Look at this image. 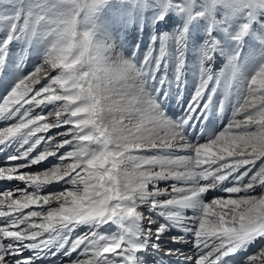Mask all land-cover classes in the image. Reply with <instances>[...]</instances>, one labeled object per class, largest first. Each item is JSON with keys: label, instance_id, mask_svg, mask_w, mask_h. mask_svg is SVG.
I'll return each instance as SVG.
<instances>
[{"label": "snow or ice", "instance_id": "obj_1", "mask_svg": "<svg viewBox=\"0 0 264 264\" xmlns=\"http://www.w3.org/2000/svg\"><path fill=\"white\" fill-rule=\"evenodd\" d=\"M105 3L107 0H41L23 19L21 31L42 35L49 46L43 63L0 98V118L19 115L15 125L0 130V144L16 136L25 137L24 143H28L37 134L64 128L60 133L64 139L41 154L38 160H32L35 164L61 153V163L41 174H24L15 167L5 169L0 171V179L15 178L29 186L66 180L73 187L47 195L18 190V198L12 192L0 193V264H12L10 241L21 242L23 251V242H34L28 245L30 249L38 244H51V239L43 237L58 228L111 219L121 224L135 219L138 223L144 219L138 211L142 203H148L151 208L159 209L169 219L177 221L180 220L179 212L169 215L164 210L199 206L200 215L192 229L199 254L193 264H222L223 258L242 242L264 235V195H238L254 185L264 184V167L252 175L247 184L226 189L237 194L234 197L215 199L206 204L200 198L216 183L264 160V65L246 80L244 95L227 127L210 142L189 145L179 125L167 121L151 106L147 109L137 107L138 100L146 98L127 92V73L135 66L103 63L93 54L91 33L79 31V22L83 20L90 27L94 11ZM222 3H227L234 13L244 3L250 8H264V0H204L203 10L197 11L195 16L205 13L211 16ZM187 10L191 18V3ZM20 19L21 14L17 12L13 31ZM249 27V24H243L234 39L240 40ZM205 55L211 59L212 52ZM236 59L233 56L230 61L232 71L225 80L226 88L236 79ZM203 90L204 86H201L194 99L198 101ZM42 105L56 107L49 113L34 115V110ZM39 143L37 139L25 151L24 157ZM151 149L187 150L192 155L156 159L139 154ZM125 158L132 161L133 172L125 170ZM184 161L192 162L194 176L188 174L189 165L183 164ZM244 175L246 172H241L238 179ZM162 179L194 183L162 188L159 187ZM205 181L207 183H202ZM37 196H54L58 207H49L47 216L41 211L25 213L24 209L32 205H49L43 201L37 203ZM161 196L169 198L158 199ZM36 218H40L39 222ZM165 230V226L157 229L158 232ZM129 232L130 229H124L125 234ZM136 235L151 236L152 233L149 230L132 233L133 239H126V235L108 239L95 233L77 238L71 249L74 252L83 249L84 258L76 264H120L121 260L123 264H132L133 253L142 246L136 242ZM152 246L159 247L155 243ZM253 259L264 264V250Z\"/></svg>", "mask_w": 264, "mask_h": 264}, {"label": "rangeland", "instance_id": "obj_2", "mask_svg": "<svg viewBox=\"0 0 264 264\" xmlns=\"http://www.w3.org/2000/svg\"><path fill=\"white\" fill-rule=\"evenodd\" d=\"M40 2L41 0H0V58L2 57L3 50H5L8 51V62L13 60L14 56L20 59L21 55L19 51L26 49L27 52L30 51L31 59L36 63V66L43 63L49 46L48 41L40 34L31 35L30 33L21 31L23 19L26 16L27 12L29 10H32L35 5L39 4ZM190 3L192 7L191 18L187 10ZM203 8L204 0H195L194 3H192V0H107V3L100 6L94 11L93 15L90 18V27H92L95 31L97 38H104L105 35L109 32H114L115 39L113 40V45L115 46V51L117 50V52H123L120 50H124V48H126V50L128 51L123 52V56L129 58L130 60L132 55H139L143 59H146L149 56L148 60H140V63H145L142 68L146 67L148 69V76L145 78L150 82V54L152 53L150 52L151 47H155L156 49L153 53L154 56L159 53L157 55V61L161 58L162 54H165L168 57V61L172 60L174 62L172 64V67H174L176 70L180 71L182 70V67L183 70H185L184 64L186 61V53H190L191 57L195 54L194 56L199 60L198 69L201 68L202 70V63H205V69L209 68L208 73H211L210 70H213V66H219L218 70H220V73L224 74L225 77L228 74L231 75L230 72L232 71V64L230 63V61L232 60L233 56H236V68L239 63L243 64L242 66L246 65V68L241 67L239 70L241 71V73L247 72L246 78L249 79L251 75H253L255 71L259 69L260 66L264 65V8L256 7L255 10L245 9L243 11L234 13L232 10L224 7L223 4H219L216 6L215 11L211 16L207 13H205L204 16H195V13L197 11L203 10ZM17 12H20L21 19L19 22H17L15 31H13L12 24ZM216 12L219 13L221 19L218 20L219 17L217 18L215 15ZM249 14H251V18ZM214 21H220L221 23H215ZM260 21L261 23H259ZM245 23L250 25L247 33L240 40L234 39L235 36L239 35L241 27ZM258 23L260 25L261 31H253V25H257ZM9 38L11 39L9 40ZM105 38L106 41H108L107 37ZM5 41L9 42L5 44ZM223 42H226V44L228 42L230 43L228 44V46H225ZM138 45L143 47H138ZM165 48H167V51L164 50ZM145 50H147V52H145ZM209 51L212 52L211 59H208V57L205 55V53ZM25 53L26 52H23V54ZM23 54L22 56L28 57V53H26L25 55ZM23 58L21 59L23 60ZM217 58L219 59V63L215 61V59ZM31 59L29 60V72H31L35 68V63ZM223 59L225 60L224 62ZM164 62L167 63L165 59ZM31 66H33V68H31ZM136 67L137 65L135 66V68ZM205 69L203 71H205ZM156 70H158V67L155 69V71ZM176 73L177 74L175 75V78L181 77L179 72ZM23 77L24 76H20L16 72V70H11V81H9L8 83H4V85L6 84V89H4L5 87L1 88L0 86L2 93L10 90L9 86L13 84L15 86L16 83ZM133 80L136 85H132L131 80H129V82H127V92L132 95L142 94L143 97L146 98L144 100H138L137 107L140 109H145L144 103H146V105H148L147 108L151 106L152 108L157 109L160 114H163L157 104L152 102V100L150 99V95L146 90V85L144 87L143 83L145 81L143 80V78H141V76L139 77L138 74L137 77ZM191 81L192 83H196V78L193 77ZM14 86H12L11 88H13ZM3 89L5 91H3ZM55 107L56 105H47L46 107L42 105V107L39 108L40 111L38 114H42V111L43 113H49L53 111ZM37 110L38 109H35L34 111L37 112ZM163 115L162 116L167 121L174 124L172 119L169 120V118L165 116V114ZM17 122L18 121L13 124L15 125ZM13 124H11L10 126H13ZM223 130H220V132ZM63 132L64 128H52L48 132H45L46 136L44 138H47V141L49 142V144L47 143L46 147L48 150L50 148H54V146L58 144L60 140L64 139V137L60 135V133ZM43 134H41V136ZM187 144L189 143L187 142ZM58 154L61 155V153ZM139 154L144 157L156 159L180 158L192 155L191 152L187 150L182 151L176 149H151L142 151ZM262 161L264 162V160ZM60 163L61 160H59L58 164H53V166L51 167L49 166L50 168L48 169L50 170L54 166H58ZM255 163H257V161ZM183 164L189 165L186 171H188L189 175L194 176L195 171H193L194 166L192 162L184 161ZM262 167H264V164H262L260 168ZM48 169H45L42 172ZM24 171L26 170H23V173ZM29 172L32 174L34 173V171ZM42 172L37 171L36 174ZM254 174H251V176ZM162 180L163 182L159 183V187L162 188H168L179 183L174 179ZM184 183L185 182H183V184ZM189 184L190 183H188V185ZM245 184H247V182ZM72 187L73 185L68 182L64 188H60L61 190H52L46 192L45 194H58L70 190ZM17 188H19L17 190H23V188ZM257 190V185H254L248 191H243L238 195H264V185L262 190ZM235 195L237 194L225 192L222 196L217 198H230L234 197ZM16 196L19 197V193L18 195L16 194ZM44 197L46 198L45 200L51 201V205H49V207H57L58 204L55 202L54 196ZM168 198V196L158 197V199L160 200H165ZM217 198L210 197L206 201L201 200V202L206 204ZM49 207L46 208V211L42 212L45 216H47V210L49 209ZM147 207L151 208L148 203H142L138 206V211L144 217V219L140 220L138 223L135 219H128L130 223L133 222L137 224L140 228H142V230H152L155 227L154 223L156 221L151 224L155 219L150 220L149 218H151V216H147L149 213ZM185 212L186 210L183 211V213ZM36 219L37 222H39L40 218ZM149 220L151 221V223L149 222ZM111 226L113 225H110V227ZM154 235L155 234L152 233L153 237ZM164 241L167 242V240ZM261 250H264L263 244L257 250L258 252L256 254H253L254 257H256L261 252ZM251 261L255 260L251 259ZM248 264H258V262H249Z\"/></svg>", "mask_w": 264, "mask_h": 264}, {"label": "bare ground", "instance_id": "obj_3", "mask_svg": "<svg viewBox=\"0 0 264 264\" xmlns=\"http://www.w3.org/2000/svg\"><path fill=\"white\" fill-rule=\"evenodd\" d=\"M216 17L218 18V20L219 19H221V16L219 15V13L218 12H216ZM223 16V15H222ZM223 18V17H222ZM126 19V18H125ZM196 20V19H195ZM125 22V21H124ZM259 23H261V21L259 22ZM259 23L257 24V25H253V31L255 30V31H258V30H260V25H259ZM142 24V23H141ZM127 25V24H126ZM261 31V30H260ZM106 33H108V32H106ZM105 37H107V40H108V42H110V43H112L113 44V40L115 39V35H114V32H109L108 34H106L105 35ZM104 37V39L106 40V38ZM170 45V44H169ZM184 45V44H183ZM117 48V47H116ZM121 48V47H120ZM230 48V47H229ZM158 49V48H157ZM24 50V49H23ZM188 50H189V48H188ZM117 51V50H116ZM120 51H123V52H127L128 50H126V48H124V50H120ZM130 51V50H129ZM24 52H26V50L24 51ZM122 52V53H123ZM151 52V51H150ZM172 53V52H171ZM174 53V52H173ZM182 53V52H181ZM197 53V52H196ZM23 54V53H22ZM26 54V53H25ZM214 54V53H213ZM124 55V54H123ZM183 55V54H182ZM195 55V54H194ZM217 55V54H216ZM215 56V55H214ZM194 58V57H193ZM191 56H190V53H186V61H185V64H184V69L188 72V79H187V81H188V84L189 83H192V81H191V79L193 78V76H192V72H193V70H195L196 71V69L198 68V64H199V60L197 59V57L196 58H194L193 59ZM170 60H171V58H170ZM159 61V60H158ZM172 61V60H171ZM169 61L170 62V64L172 65L174 62L172 61ZM215 61L217 62V63H219V59L217 58V59H215ZM222 61V60H221ZM7 66H6V69H4L3 70V74H2V77H1V79H0V86H1V88L2 87H5V85H4V83H8L9 81H11V70L9 71V67L12 65V60L11 61H7ZM8 64H9V66H8ZM203 64V67H202V70H204L206 67H205V63H202ZM35 67H36V64L34 65ZM181 66V65H180ZM209 69V68H208ZM182 70H183V67H182ZM212 70V69H211ZM210 74V73H209ZM196 75V74H195ZM148 76V75H147ZM146 76V77H147ZM10 79V80H9ZM13 79V78H12ZM194 81V80H193ZM129 82V81H128ZM14 83V82H13ZM131 84L132 85H136V83L134 82V80H131ZM12 86H14V84L13 85H11V86H9V88L10 89H12L11 87ZM8 87V86H7ZM36 87H40V85H37ZM4 89H6V87L4 88ZM3 89V91H5ZM147 106L148 105H146V103H144V107H145V109L147 108ZM42 107V106H41ZM40 107V108H41ZM38 110H40V109H38ZM42 110V109H41ZM161 111V110H160ZM163 115V114H162ZM164 116V115H163ZM14 125V124H13ZM218 132H219V130H218ZM217 132V133H218ZM216 133V135H218ZM215 135V136H216ZM215 138V137H214ZM213 138V139H214ZM186 142H188L187 140H185ZM211 141V140H210ZM210 141H207V142H210ZM207 142H204V143H207ZM189 143V145H194V144H191L190 142H188ZM203 144V143H202ZM200 145V144H199ZM194 146H196V145H194ZM176 150H178V149H176ZM26 164H21L20 166H19V168L21 169V168H23L24 166H25ZM29 169V168H28ZM49 170V169H48ZM42 172V171H41ZM188 172V171H187ZM27 173V172H26ZM43 173V172H42ZM28 174V173H27ZM36 174V173H35ZM39 174H41V173H39ZM195 175V174H194ZM234 177V176H233ZM14 180H16L15 178H13ZM163 182V180L162 181H159V183H162ZM19 185V184H18ZM20 186V185H19ZM6 191H10V189H8V190H6ZM6 191H3V193H5ZM14 191H16V194L17 193H19L18 192V190L17 189H15ZM15 198H18V196H16ZM41 198H42V200L41 201H43V202H45V201H48V200H45L46 198L43 196H41ZM36 199H37V197H36ZM218 199V198H217ZM37 201V200H36ZM38 202V201H37ZM29 203H31V201H29ZM42 207V206H41ZM57 207H58V205H57ZM192 208V207H191ZM186 209V207L185 208H183V210H185ZM159 210V209H158ZM33 211V210H32ZM183 214V213H182ZM185 216V215H184ZM183 216V217H184ZM197 218V217H196ZM150 220H153V217L151 216V218H149ZM149 220V221H150ZM116 221V219H111V220H106L104 223H101L100 221H95V222H84V223H81V224H85V223H88V225L89 226H91V224L92 225H94V224H105V225H109L111 222H115ZM156 220H154L151 224H153L154 222H155ZM103 222V221H102ZM181 222V221H180ZM148 223V222H147ZM122 224H123V226H126L127 224H130L131 225V227H128V229H130V232L129 233H140V231H144V230H142V228H140L137 224H135V223H133V222H131L130 223V221L129 220H125V221H123L122 222ZM151 224H149V225H151ZM155 224V227H154V229H152V230H149L151 233H154V234H157V235H155V237H156V239H158V242L157 243H155V242H151L152 244L153 243H155V244H158L159 246H166L167 244H168V241L167 242H165L164 240H165V238H164V236L163 235H165L166 234V232H168L169 230L167 229V231L165 232V231H163V232H158L157 231V229H159L161 226H158V223L157 222H155L154 223ZM117 224H115V226H116ZM144 225H146V224H144ZM129 233H128V235L127 234H123V235H126V239H130V236L131 235H129ZM112 235V234H111ZM138 235H136L135 237H137ZM258 236H260V235H256V237H255V239H257L258 238ZM112 238H114L115 237V235L114 236H111ZM139 238H141V239H143V240H146V238L147 239H149V241H151V238L152 239H155L152 235L151 236H146V235H144V236H142V235H140L139 236ZM144 243H146L145 241H144ZM249 243L250 244H254L255 243V241L252 239V240H250L249 241ZM261 247V246H260ZM138 249H140L141 250V252H140V254H143L144 252H145V254H150V253H152L150 250L148 251V250H143L141 247H139ZM149 249V248H148ZM257 249V248H256ZM258 250V249H257ZM256 250V251H257ZM125 251H127V249L125 248ZM187 252V251H186ZM134 254V253H133ZM191 254H193V252L191 253ZM189 255V251L187 252V254H186V256H188ZM250 257H253V256H250ZM118 259V258H117ZM134 260H132V262H133ZM257 261H255L254 263H256ZM65 264H76V263H65ZM120 264H123V261L121 262L120 261Z\"/></svg>", "mask_w": 264, "mask_h": 264}, {"label": "clouds", "instance_id": "obj_4", "mask_svg": "<svg viewBox=\"0 0 264 264\" xmlns=\"http://www.w3.org/2000/svg\"><path fill=\"white\" fill-rule=\"evenodd\" d=\"M224 5V7L228 8L231 10L230 6L227 3H222ZM256 7H249L248 3H244L240 6V9L238 12L243 11L245 9H252L255 10ZM69 15H71V13H68ZM250 15V14H249ZM73 19H75V17H72ZM87 30L88 32L91 33V44H92V50H93V54L98 56L100 58V60L107 64V65H112L114 63H127L129 65H133V63L131 62V60L127 57L123 56L122 52H117L115 51V46L106 41L104 38H97V35L95 33V31L93 30L92 27H89L87 22L81 20L79 22V31L83 32ZM128 76V80H133L137 77V72L135 70V68H130L129 72L127 73ZM119 86V85H117ZM105 116H107V113H105ZM123 164L125 166V170L127 172H133L134 171V165L132 163V161H130L128 158H125L123 160Z\"/></svg>", "mask_w": 264, "mask_h": 264}]
</instances>
